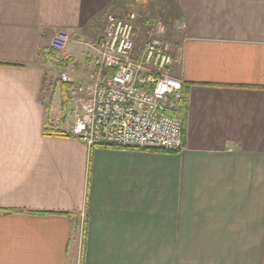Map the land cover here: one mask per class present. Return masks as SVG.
<instances>
[{
	"label": "crops",
	"instance_id": "crops-1",
	"mask_svg": "<svg viewBox=\"0 0 264 264\" xmlns=\"http://www.w3.org/2000/svg\"><path fill=\"white\" fill-rule=\"evenodd\" d=\"M155 6L182 147H89L43 50L67 32L82 76L108 12ZM0 264H264V0H0Z\"/></svg>",
	"mask_w": 264,
	"mask_h": 264
},
{
	"label": "built area",
	"instance_id": "built-area-1",
	"mask_svg": "<svg viewBox=\"0 0 264 264\" xmlns=\"http://www.w3.org/2000/svg\"><path fill=\"white\" fill-rule=\"evenodd\" d=\"M138 17L134 10L108 12L92 67L77 77L69 68L60 71L59 80L69 84L68 133L89 147L176 152L183 144L177 115L182 83L173 74L180 62L179 44L162 37L165 24L154 18L137 45ZM69 38L57 31L43 52L61 51Z\"/></svg>",
	"mask_w": 264,
	"mask_h": 264
},
{
	"label": "rangeland",
	"instance_id": "rangeland-1",
	"mask_svg": "<svg viewBox=\"0 0 264 264\" xmlns=\"http://www.w3.org/2000/svg\"><path fill=\"white\" fill-rule=\"evenodd\" d=\"M153 9H156V10H158V6H157V8H156V6L153 8V7H150V9H149V11L147 12V13H145V15H143L144 13L142 12V11H139V10H136V9H134V11L135 12H137L138 14H139V17H138V21H137V24L140 26L139 27V33H138V35H137V37H136V44L137 45H141V43H142V39L144 38V37H146L147 36V34H146V31H147V25L151 22V20L152 19H154V18H156L157 17V15L154 13L155 11H153ZM142 13V14H141ZM148 14V15H147ZM166 27V26H165ZM102 31V29H99V31H98V34L100 33ZM170 32H167V28H166V31L162 34V37L164 38V39H168V40H175V36L174 35H171V34H169ZM97 38V37H96ZM91 44H94L95 45V47H96V42H91ZM83 52L85 53V55L86 54H88V51H82L81 50V52L80 53H82L83 54ZM80 55V54H79ZM84 55V54H83ZM82 57V56H81ZM71 65H69V67H70ZM52 75H53V81L55 80V85H57L58 83H59V80H58V75H59V73H60V71L61 70H63V68H62V65H60V64H58L56 61H53V66H52ZM74 68V74H73V76H77V72H79L78 70H76V66H74L73 67ZM174 72V71H173ZM53 99L55 100V101H58V95L57 94H55V96L53 97ZM62 98H60V101H62L61 100ZM63 105H64V111H67V108H66V101H65V97H64V101H63ZM82 232L80 231V228H79V231H78V233H77V236H78V241H80V239H81V237H82V234H81Z\"/></svg>",
	"mask_w": 264,
	"mask_h": 264
},
{
	"label": "trees",
	"instance_id": "trees-1",
	"mask_svg": "<svg viewBox=\"0 0 264 264\" xmlns=\"http://www.w3.org/2000/svg\"><path fill=\"white\" fill-rule=\"evenodd\" d=\"M44 56H45V59L46 60H49L51 57H53V56H57L56 58H57V62H59V63H61V64H64L65 62H68V61H66V60H68V57L66 58V59H62V58H59L60 57V55H58V53L57 52H55V51H49V52H44ZM64 60H65V62H64ZM182 83V91H184V85H186L187 83H184V82H181ZM68 86H69V84L68 83H65V82H60V92H61V95L63 96V97H66V93H67V88H68ZM184 95H182V97L178 100V111L180 112L181 110H182V108H183V104H184ZM54 132V134H56V135H63V136H68V134L67 133H64L63 131H61V130H54L53 131ZM43 133L44 134H47V131H46V129H44L43 128ZM145 150H159V149H149V148H145ZM12 210H15V209H8V210H6L7 212H10V211H12ZM82 235L84 234V228H83V230H82V233H81Z\"/></svg>",
	"mask_w": 264,
	"mask_h": 264
}]
</instances>
